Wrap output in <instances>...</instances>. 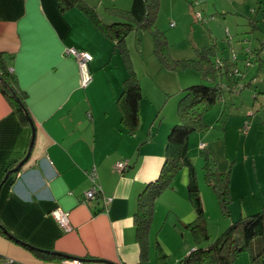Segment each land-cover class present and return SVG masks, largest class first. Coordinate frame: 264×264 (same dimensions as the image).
I'll use <instances>...</instances> for the list:
<instances>
[{"label":"crops","instance_id":"0c3cea01","mask_svg":"<svg viewBox=\"0 0 264 264\" xmlns=\"http://www.w3.org/2000/svg\"><path fill=\"white\" fill-rule=\"evenodd\" d=\"M86 1L99 10L104 2L107 8L125 10L132 4V0L119 4L117 0ZM111 15L105 19L115 17ZM67 47L92 54V81L88 86L81 85L75 57L64 54ZM113 50V41L78 8L62 12L56 0H0V53L28 94L27 106L35 127L28 161L3 182L8 170L26 156L33 134L31 124L22 122L0 90V220L24 242L45 252L59 253L47 252L50 259H45L23 243L0 234V264L57 263L67 256L105 260L100 264L147 263L148 257L141 256L135 214L140 194L160 175L167 156L168 134L179 117L173 107L167 109L170 104L164 105L162 94L147 82L149 88H142L140 123L134 133L129 131L117 101L127 65ZM261 82L264 85V78ZM183 87L181 82V94ZM260 93L264 96V86ZM260 112L264 113V104L257 110L258 115L249 110L248 119L240 116L232 122L240 129L249 124L244 140L264 135V115ZM217 113L205 114L210 125L207 131L190 135L189 152L196 162L201 160V144L205 143V150L220 170L233 168L235 174L233 164L239 162L250 175L251 163L256 170L258 159L264 168V149L258 156L244 153L245 157H239L230 148L229 118L223 120L224 113ZM123 160L128 161V167L119 172L115 166ZM93 167L100 191L96 198L85 202L84 192L93 182L89 176ZM257 174L258 188L242 193L246 212L264 203V183ZM178 175L181 180L175 177L171 189L162 194L172 201L183 199L170 210L176 211L184 225L193 218L194 211L187 198V171L182 169ZM178 183V191L174 192ZM107 197L110 202H106ZM233 197L238 199L234 192ZM57 207L69 211V228L52 216L51 211ZM193 246L189 243L184 249L189 252Z\"/></svg>","mask_w":264,"mask_h":264},{"label":"trees","instance_id":"16d2710c","mask_svg":"<svg viewBox=\"0 0 264 264\" xmlns=\"http://www.w3.org/2000/svg\"><path fill=\"white\" fill-rule=\"evenodd\" d=\"M56 1L62 12L72 8H78L84 12L91 23L113 41V51L119 52L125 59L127 76L117 101L122 111V122L131 133L137 130L140 123V102L143 98L141 80L132 65L127 45V37L133 30H142L151 35L154 52L163 67L172 71L195 67L200 70L205 81L184 88L177 110L179 120L172 125L168 134L165 163L159 177L149 182L139 196L135 219L142 258L148 257L150 240L148 235L153 220L155 200L165 188L171 187L174 176L185 169L188 175L187 198L192 203L194 216L184 224V227L193 233L195 242L193 248L179 261V264H232L244 251L250 253V264H264V209L233 221L216 240H210L197 181V170L189 152L190 135L207 131L210 127L205 120V114L222 99L226 90L235 91L244 87L241 81L242 69L237 61L224 56L218 57L215 46L197 48V55L194 58H174L170 53L165 31L156 25L158 0H132L131 7L127 10L114 6L108 7L115 17L106 20L99 14L97 7L86 0ZM259 59L257 58L260 62L259 69H263L262 59ZM224 76L228 84L223 82ZM251 83L250 80L246 84ZM0 90L15 108L22 122L29 125L31 116L27 106L28 94L18 84L15 74L9 70L2 53H0ZM255 98H258L257 94ZM201 148L200 156L205 165L206 180L217 193L224 212L229 213V203L232 200L230 192L232 170L220 172L211 153L205 150V146ZM0 234L23 243L37 255L50 259L47 252L17 238L1 220ZM155 244L158 251V264H167V254L164 253L162 244L158 239ZM89 262L100 264L91 260ZM9 264L17 263L10 261Z\"/></svg>","mask_w":264,"mask_h":264},{"label":"rangeland","instance_id":"374dc122","mask_svg":"<svg viewBox=\"0 0 264 264\" xmlns=\"http://www.w3.org/2000/svg\"><path fill=\"white\" fill-rule=\"evenodd\" d=\"M119 2L123 3V0H117L118 4ZM158 2L156 25L165 31L170 45V53L174 58H194L197 55V48L215 46L218 57L224 56L237 61L242 69L241 81L244 87L235 89V91L226 90L222 99L208 112L218 110L217 114L224 113L223 120L226 119V116L227 119L229 118L227 128L229 146L234 152H238L239 157L241 155L245 157L244 153L260 155L264 149V135L260 134L244 140L246 137L245 126L240 129L236 125H232V122L235 123L234 121L240 116L248 119L249 110L252 114L258 115L257 110H260L264 104V96L260 93L264 86L261 82L264 78V70H259L257 64L258 57L264 59V0H158ZM106 5L104 2L100 7L101 10L98 7L99 14L104 17L103 19L112 14L105 7ZM172 22L175 23L174 26L171 25ZM127 45L132 65L141 80L142 88L146 89L147 82H149L155 92L162 94V103L170 104L167 109L173 107L172 109L176 113L178 112L179 101L182 97V94L179 93L182 90L181 82L185 86L183 88L205 82L200 70L195 67H187L179 71L163 67L154 52L151 35L142 30H133L127 37ZM222 80L228 84L226 76ZM250 80L252 83L246 84ZM256 94L258 98H255ZM247 126L249 127V124ZM192 160L197 170V181L205 209V222L211 241L216 240L233 221L264 209L263 203L259 208L246 212L241 200L244 197L242 194L244 191L251 192L258 188L257 172H259L261 184L264 183V168L259 159L257 172L251 163L250 175L244 169V163L233 164L236 166V175L233 168H229L232 170L230 177L232 200L229 203V213L224 212L217 193L206 180L202 158L197 162L194 157ZM240 168L241 171H237ZM219 171L225 172L220 169ZM178 176L176 174L173 180L177 177L179 181L181 177ZM177 185L174 192L178 191L179 183ZM232 188L238 197L236 201ZM166 189L171 188H165L164 191ZM162 193L154 203V215L148 235L150 239L148 259L145 264H158L156 239L162 244L164 253L167 254V264H179V261L188 254L184 248L189 243L194 245L195 242L193 233L184 227L181 220L176 217V211L170 210L171 206L178 207L179 201H183V199L173 198L172 201L170 196ZM189 203L192 206L190 201ZM249 261L250 253L244 251L232 264H250Z\"/></svg>","mask_w":264,"mask_h":264},{"label":"built area","instance_id":"2783aa9c","mask_svg":"<svg viewBox=\"0 0 264 264\" xmlns=\"http://www.w3.org/2000/svg\"><path fill=\"white\" fill-rule=\"evenodd\" d=\"M197 15H200V14H197ZM171 25L174 26L175 23L172 22ZM64 54L67 56L75 57L79 65V70H80V75H81V85L83 87L88 86L89 83L92 81V75L89 71V62L93 58L92 54L84 50H78L74 47L65 48ZM247 129H248V126L247 124H245V130ZM204 146H206V144L202 143L201 147H204ZM127 167H128L127 160L119 161L115 166L116 170L119 172H123ZM96 175H97L96 168L93 167L89 171V176L93 182L91 186L84 192L85 202H89L90 200L96 198L97 195L99 194L100 186L95 181ZM110 201H111V198L107 197L106 202H110ZM51 214L63 227L69 228V225H70L69 211H64L61 208L57 207L51 211ZM9 262L6 264H9ZM47 264H92V262H89L86 259L64 257L57 263L49 262Z\"/></svg>","mask_w":264,"mask_h":264},{"label":"water","instance_id":"95a60500","mask_svg":"<svg viewBox=\"0 0 264 264\" xmlns=\"http://www.w3.org/2000/svg\"><path fill=\"white\" fill-rule=\"evenodd\" d=\"M29 121H30V124H31V127H32V134H33L29 150H28L26 156L15 167H13L12 169L8 170V172L5 175V178L3 179V182H6L8 180V178L12 174L19 172L21 170L22 166L28 161V159L30 157V153H31V149H32V145H33V141H34V137H35V127H34L33 120L30 117H29ZM47 252L50 253V254H59L58 252H55V251H47ZM67 257L83 259V258L75 257V256H67ZM90 260L94 261V262H104L105 261V260H101V259H90Z\"/></svg>","mask_w":264,"mask_h":264}]
</instances>
